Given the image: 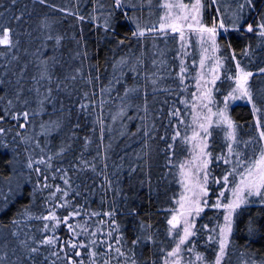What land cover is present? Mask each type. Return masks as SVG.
Wrapping results in <instances>:
<instances>
[{"label":"trees","instance_id":"obj_1","mask_svg":"<svg viewBox=\"0 0 264 264\" xmlns=\"http://www.w3.org/2000/svg\"><path fill=\"white\" fill-rule=\"evenodd\" d=\"M165 1L0 0V36L8 30L12 41L0 44V264H52L41 217L59 207L78 209L89 227L79 235L88 247L68 253L77 264H161L174 248L168 220L190 154L200 47L193 35L184 48L179 32L161 31ZM201 1V23L220 30L215 101L236 140L227 124L212 126L208 206L182 264H214L225 210L211 205L230 201L246 163L264 150V0ZM240 69L252 74L251 101L227 104ZM58 234L69 249L76 235L64 224ZM59 257L53 264L67 261ZM221 264H264L260 197L236 210Z\"/></svg>","mask_w":264,"mask_h":264},{"label":"rangeland","instance_id":"obj_2","mask_svg":"<svg viewBox=\"0 0 264 264\" xmlns=\"http://www.w3.org/2000/svg\"><path fill=\"white\" fill-rule=\"evenodd\" d=\"M194 2H195V0H166L165 1V7L168 4L173 5V7L172 8L166 7L164 19H163V22L161 25V31H163V32H172V30L168 27V25H170V24L179 25L180 31L178 34L180 35V39L183 43V47L185 48V47L189 46L190 35L195 36L196 41L200 47L199 48V51H200V60L199 61L200 62L198 64V75H197V94H196L195 101L192 104L193 129H192V132L190 134V138L193 136V132L199 133V136L196 139H189L190 154H189V157L182 164L183 167L181 166V172H180L181 192H180V195L178 198L177 207H176L173 215L179 211L180 202L182 201V198L192 197L193 192L198 191V189L195 188L196 183L197 182L204 183V180H203L204 171H207V173H208L207 184L205 185V187L207 188V195H208V180H209L208 167H207V169H200L199 166L201 165L203 159L207 158L210 160V157L201 156L199 149L203 145V143L206 142L207 147H206L205 151L209 153L208 147H209L210 135H207V136L205 135L203 129L200 128V124H206L207 125L208 122L205 119V117L211 115L212 113H217L219 111L225 112V108L220 109L219 106L217 105L216 101H215L216 85H217V82L220 80L221 73H222V59L220 57V47H219V41H218L220 30L218 28H216L215 47H214L212 40L209 38V34L207 32L201 33L199 31H197V29L200 26H203V24L201 23V8H200V14L197 17V19L200 22L199 24H197L196 21H193L190 18V8H191V4ZM179 3L189 5V9H185L182 12L181 9L175 7V5H177ZM201 5H202V1H201ZM182 15H189V20L185 21L182 18L177 19V17H181ZM188 23L193 24L192 29H189L187 27ZM181 32L183 34L182 37H181ZM201 60H203L202 65H201ZM243 72H245V71H243ZM245 73H248V72H245ZM240 75H241V69L238 72L237 78ZM214 77H216V78H215V82L213 83L212 81H213ZM250 77L251 76L247 77V80L244 83V86L247 88L249 94H250V90H249L248 82H249ZM237 83H238V80H237ZM209 90H210V92H209ZM205 92H209V94L207 96H204L203 94ZM232 97H235V98H232ZM241 99L251 101V98L249 99L248 97L241 95L240 91L237 89V84H236V89L228 97L227 104L231 103V102H237ZM205 105H206V107H205ZM209 109H211V113L209 112ZM218 119H219L218 116L211 115L212 123L208 126L209 132H211L212 126L219 124V123H217ZM197 157H199V158H197ZM208 166H209V164H208ZM207 195L200 197L201 206L203 207V210L206 208V206H204V204H203V201L204 200L207 201ZM232 200H233V196L231 197L229 202H231ZM219 203L221 205H224V203L221 200ZM244 204H241L240 206H242ZM219 208H223L225 210V215H227L228 210L226 208H224L223 206H221ZM238 208H236L232 212V215H231V219H230L231 231H232V226H233L234 215H235V212ZM61 210L62 209H60V207H59L58 209H54L53 211H51L48 215H50L51 213L54 212L56 217H58V218L68 217L66 223L56 224L55 221L45 220V226L47 225V229L45 227L43 229V231L45 232V235H46L45 238H47L49 236H55L57 238V243L55 245H48L49 246V254L45 253V257L48 259L49 262H51L53 264V262H55V260L57 258H61L59 256H62V258H67L66 259L67 261L66 262L64 261L63 264H71V261H75V259L73 257H69L68 253L74 254L77 251L81 252V247L72 248L70 243L68 244L69 249H67L66 247H63V246L60 247L61 246V245H59L60 241L58 242V240H60V235L58 234V230L62 224H64L66 227H68L67 225H69V224L73 225V223H76V225H79L80 227H77L79 233L75 236L74 239L69 240L72 243H76L79 245V244L83 243V238L79 237V235L85 234V232H83L82 229L84 227H86L87 233L89 234V227L86 224L87 221L85 219H83L82 215L72 216V213L68 214V215H62ZM199 215L197 216V215L193 214L191 217H189V221L194 222V224H196V220L199 217ZM224 224H225V220H224L221 228L224 226ZM194 230H195V227L193 228V231ZM171 232H172V234L177 236V239H176V244H177L179 242V235H182V229L179 226L176 229H173L171 226ZM230 234H231V232L228 235V241H229ZM91 237L93 238L94 236L91 235ZM191 238H192V236L189 237L188 241H186L185 244L181 245V251L178 255V258L180 260V264H182L184 262L186 252H190L187 250L190 247H187V246H188V242L190 241ZM176 244H175V246H176ZM175 246H174V248H175ZM225 252H226V248H225ZM53 253H55V254H53ZM224 255H225V253H224ZM224 255L221 257V261L224 258ZM69 258H71V260ZM176 259H177V257L168 256V254H167L165 256V258L163 259L161 264H165V261H167V264H172V262ZM79 260H77L78 263H80Z\"/></svg>","mask_w":264,"mask_h":264},{"label":"snow or ice","instance_id":"obj_3","mask_svg":"<svg viewBox=\"0 0 264 264\" xmlns=\"http://www.w3.org/2000/svg\"><path fill=\"white\" fill-rule=\"evenodd\" d=\"M13 3H15V0H12ZM41 2H44V0H41ZM247 3H249L250 6L251 5V0H246ZM117 6H119L120 4V0H116ZM167 8H172L173 5L168 4L166 5ZM175 7L181 9V11L183 12L185 9H189V5L183 4V3H179L177 5H175ZM202 7L201 5V0H195L194 3L191 4V8H190V18L193 21H196L197 24H199V20L197 19V17L200 14V8ZM241 7H243V5H241ZM254 7V6H253ZM183 19L185 21L189 20V15H182L181 17H177V19ZM220 28L223 29L224 28V24L223 21L220 22ZM168 27L173 31V32H179L180 31V26L177 24H170L168 25ZM187 27L189 29L193 28V24L192 23H188ZM258 29H264V23H260L257 25ZM197 31L199 32H207L209 34V38L212 40L213 46L215 47V35H216V28L215 27H204V26H200ZM248 31H253V27L251 24L248 25ZM137 33H134V35H136ZM139 35H143V32L138 33ZM262 35H264V32L261 33ZM183 36L182 32H181V37ZM12 43L9 34H8V30H3V35L0 36V44H4V45H10ZM203 64V60H201V65ZM184 69H181V72L183 73ZM261 71H264V69H262ZM251 73H245L243 72V70H241V75L237 78L238 83H237V89L240 91L241 95L248 97L249 99L250 94L247 90V88L244 86V83L247 80V77L251 76ZM215 78L213 79V83L215 82ZM210 92V90H209ZM209 92H205L203 95L207 96L209 94ZM235 98V97H232ZM228 99V98H226ZM9 103H11V101H9ZM206 107V105H205ZM226 107V105H225ZM209 112L211 113V109H209ZM178 111L174 112L173 115H178ZM211 115H216L219 117L217 123H224L227 124L228 128L230 129L227 133L228 137L231 138L233 141L236 140V126L233 124V122L226 116L224 111H219L217 113H212ZM211 115L205 117V119L207 120L208 124H200V128L203 129L205 135H211V133L208 131V126L212 123L211 120ZM23 116L25 118H27L28 113L24 112ZM0 119H3L2 116H0ZM0 131H3V129H0ZM176 135H179V132L176 133ZM199 136V133L193 132V136L190 139H196ZM260 136L264 137V131L260 132ZM173 139H175V137H173ZM188 139V138H186ZM207 147V143L204 142L203 145L200 147L199 151H200V155L203 157H210L211 153H208L205 151ZM228 151L231 153L232 152V148L231 146H229ZM199 158V157H197ZM217 159H224L223 157H217ZM211 161L207 158L203 159L201 165L199 166L200 169H207L208 164ZM225 163H229L228 160H224ZM40 163H44L43 160L40 161ZM239 163L241 164H245L246 162L244 161H240ZM29 167H31V165H29ZM183 167V166H182ZM236 169L233 168L231 172H229L227 175H225L223 177V180L225 182H228V178L229 175H233L235 174ZM241 175V179L239 181V183L235 186V188L232 189V196H233V200L227 204L221 205L219 202L211 205V207H215V208H219L221 206H223L224 208H226L228 210L227 215L224 216V220H225V224L224 226L220 229L219 235L222 237L219 240V255L217 256L216 260L214 261V264H221V257L224 255L225 253V248L228 244V235L231 232V225H230V219H231V215L232 212L238 208L241 204H244L247 202V198L248 197H252V196H256V197H260L262 201H264V150H262L260 152L259 158L256 160L251 161L250 163H246V166L244 168V171L240 173ZM207 179H208V173L207 171H204L203 173V180L204 183H199L197 182L195 185V188L198 189V191H194L193 192V196L192 197H184L182 198V201L180 202V209L179 211L174 214L170 220H168V224L172 226L173 229H176L178 226L182 229V235H179V242L176 244L175 248L168 253V256H175L177 257L176 260H174L172 262V264H180V260L178 258V255L181 251V245L185 244L186 241H188L189 237L194 236L195 232L193 231V228L195 227L194 222H190L189 221V217H191L193 214L195 215H199L202 211H203V207L201 206V200L200 197L206 196L207 195V188L205 187V185L207 184ZM67 183V181H65ZM46 187H50L48 185H45ZM54 195V194H53ZM64 195H67V193L65 192ZM224 193L221 192L220 196H223ZM204 206H208L207 205V201L204 200L203 201ZM62 207L64 205H61ZM80 215V211L74 210L72 213V216H78ZM91 216H96L99 215V213H91ZM104 215L106 216H113V213L109 212V213H104ZM41 219L44 220H52L55 221L56 224L59 223H66L68 217H63V218H58L56 217L55 213H51L48 216H44L41 217ZM113 223L115 224V221L113 220ZM68 228L72 231L73 235H77V231L76 228L80 227L79 225L73 226L71 224L67 225ZM118 227V226H117ZM206 227V226H205ZM45 228L47 229V225L45 226ZM83 232L87 233V228L84 227L82 229ZM111 232L108 233L109 236H111ZM90 235L95 236L96 233L92 232L90 233ZM209 239H211V237H209ZM139 241H133V244L138 243ZM41 244H45V245H55L57 243V238L55 236H49L45 239H43L42 241H40ZM67 243L71 244L72 248H77V247H88V245H85L83 243L81 244H76V243H72L71 241H68ZM91 245H97V241L96 240H92ZM102 243V242H101ZM117 243H119V240H117ZM113 245L111 243L107 244V248L108 249H112ZM188 251H192L191 248L187 249ZM39 249L38 248H32L31 252L35 253L38 252ZM115 252L117 253L118 256H123L124 253H122L120 251V248L117 247L115 248ZM55 254V253H53ZM75 256H80V252H75L74 253ZM96 253L92 252L89 253L90 257H95ZM71 260V258H69ZM197 260H202V257L197 254L196 256ZM71 264H77L76 261H71ZM104 264H110L109 261H105ZM131 264H137L136 260L133 258L131 261ZM165 264H167V261H165Z\"/></svg>","mask_w":264,"mask_h":264}]
</instances>
